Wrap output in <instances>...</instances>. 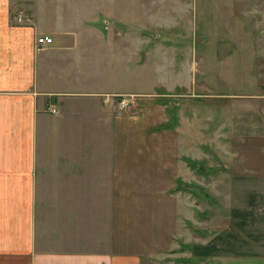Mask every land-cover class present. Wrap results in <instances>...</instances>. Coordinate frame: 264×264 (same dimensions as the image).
I'll return each mask as SVG.
<instances>
[{"label":"rangeland","instance_id":"1","mask_svg":"<svg viewBox=\"0 0 264 264\" xmlns=\"http://www.w3.org/2000/svg\"><path fill=\"white\" fill-rule=\"evenodd\" d=\"M228 1L76 0L99 17L59 19L82 30L113 24L104 23L112 21L102 18L104 6L123 16L124 41L108 50L107 69L85 73L102 91L132 99L129 108L117 109L111 94L110 109H72L74 122L67 116L63 139L46 151L114 160L109 176L71 179L92 190L94 207L76 211V223L92 231L91 249L137 254L143 264H264V0H237L261 20L260 91L247 77L230 81L226 51L206 41L210 29H228L220 24ZM138 28L151 36L141 41L139 66L129 39Z\"/></svg>","mask_w":264,"mask_h":264},{"label":"crops","instance_id":"2","mask_svg":"<svg viewBox=\"0 0 264 264\" xmlns=\"http://www.w3.org/2000/svg\"><path fill=\"white\" fill-rule=\"evenodd\" d=\"M75 2L0 0V264H143L137 254L91 249L92 231L76 223L77 210L94 206L90 185H73L71 179L76 172L84 176L98 170L109 176L114 160L46 153L63 139L60 132L67 126V116L74 122L72 109H110L108 103L114 99L106 101L105 95L117 94L102 91L101 80L92 81L85 72L92 65L107 69L108 50L124 41L117 25L123 16L114 5L104 6L102 18L112 19L104 23L113 24L86 25L82 30L60 26L59 19L99 17ZM227 4V19L220 24L228 29L221 33L210 29L213 33L206 41L212 50L220 43L226 51L230 81L244 76L260 91L261 20L257 12L239 11L237 0ZM139 17L138 13V21ZM41 18L55 20L47 25ZM206 29L202 39L209 38ZM44 34L53 42L39 45L37 37ZM150 37L141 36L139 28L131 32L133 65L139 66L141 41L150 42ZM92 46L98 49L93 57ZM77 66L85 74L78 80ZM93 160L100 162L99 168L93 169ZM75 162L82 165L73 168ZM103 162L112 165L102 166Z\"/></svg>","mask_w":264,"mask_h":264},{"label":"built area","instance_id":"3","mask_svg":"<svg viewBox=\"0 0 264 264\" xmlns=\"http://www.w3.org/2000/svg\"><path fill=\"white\" fill-rule=\"evenodd\" d=\"M19 20H21V16H19ZM51 42H53V37L48 35V34L40 35V36L37 37V43L39 45H45V44H49ZM110 95L111 94H106L105 95V99L107 97L110 98ZM117 95H118V97L116 98L117 109H119V110L128 109L132 99L127 98L124 95H121V97H120L119 94H117ZM50 111L53 112V113H57L58 112L56 107H50Z\"/></svg>","mask_w":264,"mask_h":264},{"label":"trees","instance_id":"4","mask_svg":"<svg viewBox=\"0 0 264 264\" xmlns=\"http://www.w3.org/2000/svg\"><path fill=\"white\" fill-rule=\"evenodd\" d=\"M206 248V249H209V248H211L212 247V245L211 244H206V245H202L201 246V248Z\"/></svg>","mask_w":264,"mask_h":264}]
</instances>
